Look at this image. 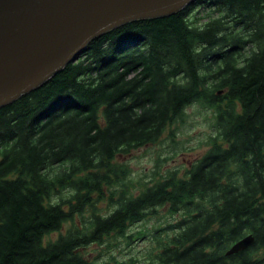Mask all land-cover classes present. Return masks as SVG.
Masks as SVG:
<instances>
[{"label":"trees","instance_id":"16d2710c","mask_svg":"<svg viewBox=\"0 0 264 264\" xmlns=\"http://www.w3.org/2000/svg\"><path fill=\"white\" fill-rule=\"evenodd\" d=\"M195 103L213 114L205 154L136 190L117 159ZM163 208L175 224L127 235ZM118 238L148 242L145 264H264V0L117 27L0 108V264H94L82 250Z\"/></svg>","mask_w":264,"mask_h":264},{"label":"water","instance_id":"95a60500","mask_svg":"<svg viewBox=\"0 0 264 264\" xmlns=\"http://www.w3.org/2000/svg\"><path fill=\"white\" fill-rule=\"evenodd\" d=\"M195 0H0V108L75 63L89 43L133 21L170 17ZM254 242L247 235L229 257Z\"/></svg>","mask_w":264,"mask_h":264},{"label":"rangeland","instance_id":"374dc122","mask_svg":"<svg viewBox=\"0 0 264 264\" xmlns=\"http://www.w3.org/2000/svg\"><path fill=\"white\" fill-rule=\"evenodd\" d=\"M183 121L171 126L160 141L143 148L133 150L128 155L117 159L126 164L131 170V181L138 190L140 184L150 185L153 179L165 175L168 171H176L182 175L191 165L201 158L208 149L207 141L213 136L214 130L212 111L195 103L185 110ZM158 215L152 216L144 222L131 227L127 235L144 230L149 235L154 230L166 228L167 225L175 224L178 216H170L166 210L158 209ZM107 243L91 245L82 250L84 255L94 264L125 263L130 259L135 264H145L146 250L149 243L144 240H135L132 243L118 238Z\"/></svg>","mask_w":264,"mask_h":264}]
</instances>
